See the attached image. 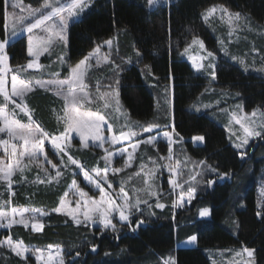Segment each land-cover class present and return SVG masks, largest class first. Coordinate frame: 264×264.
<instances>
[{
	"label": "trees",
	"instance_id": "16d2710c",
	"mask_svg": "<svg viewBox=\"0 0 264 264\" xmlns=\"http://www.w3.org/2000/svg\"><path fill=\"white\" fill-rule=\"evenodd\" d=\"M23 1L34 6L43 2ZM214 3L246 14L254 23L264 26V0H174L154 10L146 8L145 0H94L89 12L69 26L67 64L61 73L66 78L70 66L117 34L108 65L92 70L85 81L93 91L109 90L104 86L120 79L119 99L131 120L143 126H168L167 129L174 124L180 134L176 137H183L181 147L188 157L194 162L205 161L206 166L217 169L209 175L204 173L202 178L198 176L197 185L193 184L198 191L189 207L177 211L172 206L163 211L156 209V216L150 218L133 215L132 228L115 218L117 231L105 230L103 235L99 228L78 226L63 215L51 213L39 221L40 230L13 226L0 231V240L11 236L38 248L59 246L64 250V264H72L73 259L79 264H163L162 261L171 256L174 264H211L203 249L233 246L255 249L258 264H264V221L256 215L260 210L258 206H264L258 181L264 164V143L257 145L249 160L242 161L221 126L206 114L188 110L206 87L207 80L180 59L179 51L194 37H201L209 49L216 48L215 39L201 17L202 11ZM4 11L5 2L0 0L1 39L4 38ZM26 47L25 37L9 44L11 67L28 62ZM145 65L155 77L151 79L155 84L171 86L170 113L167 104H156L155 89L149 88L148 75L144 79L141 74ZM216 72L218 87L240 93L246 110L260 108L264 112V78L244 73L238 66L223 60H219ZM28 104L32 116L45 130L58 134L65 129L64 121L58 119V116L63 117L64 102L52 91L34 89ZM197 135L203 136L204 141L195 143L192 138ZM45 145L49 158L59 164L60 156L47 141ZM158 149L159 154H166L165 146ZM67 151L88 171L107 167L99 149H82L76 139ZM64 161L67 167L60 169L63 176L58 178V183H47L45 171L36 167L13 177L11 193L7 184L0 181V201H8L10 197L11 206L50 211L57 207L73 179L90 191L80 169L68 162L67 156ZM121 162L122 158L114 164ZM47 172L53 175L52 169ZM35 173L45 183H39ZM219 173L228 175L219 180ZM209 179L214 181L213 186L207 184ZM205 207L209 214L202 217L200 211ZM1 208L4 207L0 204ZM139 219L145 220V224L137 226ZM192 236L197 237L195 247L175 249L177 243ZM93 245L97 247L95 253L91 251ZM77 252L81 255L77 256ZM106 252L109 255L106 256ZM25 261L36 264L31 258L22 260L0 248V264H25Z\"/></svg>",
	"mask_w": 264,
	"mask_h": 264
},
{
	"label": "rangeland",
	"instance_id": "374dc122",
	"mask_svg": "<svg viewBox=\"0 0 264 264\" xmlns=\"http://www.w3.org/2000/svg\"><path fill=\"white\" fill-rule=\"evenodd\" d=\"M145 1H146V8L148 10H154L158 7L168 6L174 0H158V2L153 5H149L147 0ZM11 2L12 0H8V5H9L8 11H13V9H11L10 7ZM23 4L26 6L30 5L34 8L40 6V5L34 6L32 4L26 3L25 1H23ZM92 4L90 5V8L86 9L85 12L82 13L80 16L71 19L69 21V26L72 23L81 20L83 16L87 12H89V10L92 7ZM217 5L225 7L223 4L214 3L206 7L201 13L202 20L207 25L209 31L211 32L212 36L215 39L216 48L209 49L201 37H196L202 40V42L205 45V50H201L199 48V45H191V42L193 40L192 39L186 46H184L179 51V57L181 60L187 62L196 74L202 75L207 80L206 87L198 95L196 100L188 106V110L198 113V114H206L212 121H214L217 125L221 126L225 131L229 144L232 146V148H234L233 144L239 143L240 140L237 138L240 137L242 139L244 136V133L240 125L235 123V121L231 119L232 114L234 113L238 119H242L243 117L247 116L249 120L255 121L257 125H259V123L262 120H264V112L260 108L246 110L244 105L240 101V96L236 95L237 92H232L227 89H222L221 87H218L216 85L217 83L216 79L215 80L211 79V76L208 73H210L212 69H207L206 71L202 69L200 72H197L196 69L192 67L191 61L189 60L188 57L189 56L197 57V62L205 65V68H206L211 58L200 60L199 57L201 56L206 57V52L212 51L216 58L214 61V64L216 65V67L219 63V60L228 61L232 63L233 65L238 66L244 73L252 74V75L264 78V71L260 70V69H264V26L254 23V21H252L248 15L242 14L241 12H238V11L230 10L227 7L225 8H227L228 11L231 13H240L242 19L240 21L232 20L230 23L229 18L227 16H222V14L219 11H217L213 13L208 18V20H205L203 18V14L209 8L213 6H217ZM14 11H16L17 13H20L19 8L15 9ZM47 11H50V9H48ZM20 14L28 15L27 11H25L24 13H20ZM9 23H11V21H9ZM10 30L11 29L9 28V31ZM33 35L47 37L49 34L45 32L42 27L39 29H35L33 32ZM27 36H28L27 33H23L22 35L12 37L9 41V44H11L12 42H14L15 40L21 37L26 38V44H27ZM67 38H68V30H67ZM110 40L112 41L110 48L105 42L102 44V46H99L100 52L98 53L96 58H93L89 62V67L85 74V79L88 73H90L92 70L108 65V63L110 62L111 51L116 46L117 34H115L114 37ZM189 45H191V47H189L188 53L182 55V53H184V49L188 47ZM36 46L37 45L34 42L33 47L35 48ZM67 48L64 47L62 42L57 40L56 42L53 43V45L50 48L51 54L44 53L41 56H39L38 59L34 57H28L29 58L28 62L34 60L35 64L33 68L27 69L24 72L18 73L17 67H11L7 62L6 65L10 71L8 79L6 80L7 90L9 92L11 91V76L13 74H18L21 78H24L25 80H28V79L45 80L46 78H50V77L57 78V79L68 78L69 73L66 75V78H63V75L61 74L67 62L61 65L58 59L60 56H66V60H67ZM225 51H227L228 55H225ZM105 57H107V63L105 62ZM233 57H236V59H233ZM97 59L99 60V63H97ZM240 60L244 61L243 65L239 62ZM27 63L24 65H27ZM35 65H42L43 67H36ZM245 66H247V68ZM54 72H59L60 76L59 77L53 76L52 73ZM141 74L144 79H145V75H148L149 77L148 84H150L149 88L155 89L154 98H155L156 104L157 105L167 104L168 111L170 113L171 111V86L166 83L155 84L151 80L153 75L148 65H145L143 70H141ZM34 89H43V88L36 87ZM49 90L52 92L53 90H56L57 92L61 91L59 88L53 87L51 85H49ZM64 91H67V86H65ZM86 91L89 93L90 97L95 99L96 102L91 105L85 104V109L87 111L96 112L99 115H103L109 121V123L113 125L112 133L108 132L107 124L101 125V133L103 137L105 138V148L108 149L112 153V157H111L112 164L110 166L107 165V172H105V168L100 169L101 176L103 175L108 176V179L110 183L112 184V188L109 189L107 185L103 184V181L101 180L100 177L96 176L94 172L91 173L94 179L99 181L101 185L105 188L106 192L109 194V197L111 199H116L117 202H119L118 197L120 196L121 188H123L124 191L127 193L130 202H134L137 198L148 200V202L153 205L151 209H149L144 204L140 205V207L144 209V216H147V218L155 217L156 209L163 211L167 208V206H172L176 200L180 199L181 192L185 193V197L183 201H181L184 207L173 208L172 206V209L174 211H177L179 209L188 208L190 203L187 200V195H186L187 189L191 185H192L191 187H193V184L197 185L195 182L198 181V176L202 178L204 176V173L206 175H209L210 172L214 173L211 171V167L206 166L205 164H200V161L194 162L190 157H188V155L184 152L183 147H181V140L178 139L176 136H174L173 139L177 142L171 145V153H170L169 143L167 139L162 136L163 131L165 130L171 131V128L167 129V127L160 126L159 128L154 129L152 133H142V135L139 137H134L132 138V140H121L120 142L114 145L108 143L107 139L110 135H119L121 131H128L129 126L131 127L132 130H138L141 132H142V128H139L137 125L131 123L133 120L130 119L127 112L123 108L122 104H121L122 109H123L122 112L116 110L117 105L115 104L114 100L111 101L110 108L104 109L103 107L104 101L100 100L99 96L109 90L96 89L92 91V90H89V88H87ZM30 93L31 92L26 94L25 103L27 104L28 108L31 110L28 104V97L30 96ZM57 96L63 100L64 105H65V100L63 98V95H57ZM12 99L18 101L17 97H13ZM4 104H5L4 97L0 96V107H3ZM237 105H239L240 107L238 108ZM13 108H15L14 104H8V110H11ZM16 111L18 113V115L16 116V119L20 120L21 123L28 124L29 123L28 117L24 115L23 112H20L19 109H16ZM253 111H257L256 116L251 115ZM31 115H32V110H31ZM62 116H64V114ZM257 130H261V129L258 127ZM157 133H160V135H157ZM233 133H235V135H233ZM149 136H157L155 144L154 145L153 144H140L139 147L136 149L135 153H133L134 159L131 162L132 167L130 168L125 167L128 152L132 151L130 145L132 143H135L137 140L147 139ZM0 137L7 138L6 134H0ZM75 139L79 141L80 147L82 149L96 148L101 151V157L105 155L104 149L96 147L95 144H93V141L91 139L87 140L88 147H82L80 138L76 132H71L69 134L68 141L61 140L60 143L71 144L72 140H75ZM46 141L48 142L49 146H51L50 142L48 140ZM12 142L18 145L17 152L22 150L19 147V145L22 144V141H12ZM158 143H161V144L159 145ZM195 143H198V142H195ZM261 143H264V140H260L259 138H250L249 145H246L242 149H236V148L234 149L238 153L246 149L248 155L244 157L243 159L240 157V159L242 161L249 160L250 157L254 155L255 153L254 151L257 145ZM159 146H165L166 154L164 155L159 154V149H158ZM120 149H126V151L123 154H120L119 152ZM170 155H171V159L168 158ZM161 157H163L164 159H161ZM121 158H122V162L119 163L120 165H115L114 162ZM16 159H17L16 157L11 156V149H9V154L5 155L3 147H0V160H3L5 164L11 163L15 165ZM152 161H155L156 163L153 164ZM41 164H43V167L45 169L47 170L51 169L49 165L43 162V157L40 156L39 154H37V157L32 162H29L28 157L25 156L23 160L20 161V167L23 168L24 171L23 172L19 170L14 171L11 179H13V177L17 174H22V173L31 171L32 167H36L37 169L42 171ZM141 164L146 165V167L143 170H141L140 168ZM112 168H123L124 171L118 174H114L112 172ZM170 168L175 169V175H173V172L170 171ZM150 169L155 172V177L150 178L149 184L145 185L144 179L148 178L147 174ZM137 172L140 173L139 176L135 175V173ZM197 173H199V175H197ZM24 175L25 174H23V176ZM54 175H55V172L53 171V176ZM36 176L38 177V174H36ZM193 176L196 177L195 180L191 179V177ZM257 176H258V173H257ZM81 177H82L83 182L87 186L90 187V191L96 192L98 194L93 195L90 191L80 187L77 182L79 188L83 191L88 192L90 197L99 200L100 198L99 190L96 189L93 185L88 184L87 181L84 180L83 174L81 175ZM170 177L175 179L178 184L182 185V187L176 188L175 191H173L172 186L169 184ZM223 179H226V178L223 176V178L220 177L219 180H223ZM0 181L5 182L7 184L5 180L0 179ZM258 181H259V191L262 194V192H264V164L260 168ZM71 184H72V181L66 188V191L64 192L63 196L61 197L57 205V207H59L61 204V200L63 199L66 202L65 207L63 209L64 212H68L70 210L75 209L76 201L81 199L76 193V190L70 187ZM193 188L196 189L195 195L193 196V199H194L196 197L198 188L196 187H193ZM149 191H155L157 193H161L162 195L150 196L148 194ZM65 193H67V196H65ZM157 199H159L160 202L165 205L163 209L155 207V203ZM0 204L4 207L0 209V212L8 213L7 219L0 221V222L8 223L11 221H16L15 223H12L11 227L23 226L25 228L33 229L32 228V223H33L32 218L33 217H35V220L39 222L43 220L44 218H46L51 213L63 215L73 222L70 216L64 215L62 213H56L52 210L45 211L41 208L27 207V206L17 207V206H11L10 203L8 204L0 203ZM6 207L8 208L6 209ZM13 209H15L17 213H20L21 211H23V215H19V214L14 215ZM41 212H45L47 213V215L42 216L40 214ZM152 213H154V215ZM135 215L139 217L140 213H135ZM80 218L83 219L82 216ZM115 218L119 219L118 214L114 213L113 220ZM21 220H27L28 221L27 226L20 223L19 221ZM11 227L0 228V231L9 230ZM90 227L99 228V225L94 224ZM38 230H40V228ZM189 240L190 238L185 240L181 247L187 248V247L196 246V241L189 243ZM13 241L20 242L24 246V248L28 249V252L24 253V259L22 260L31 258L33 261H35L36 264H58V260L56 259H54L52 262H48V259H47V256L49 253L55 256L57 248L60 250L61 255L64 259V255H65L64 250L63 248L59 246H47L43 248H38L36 246L27 245L20 240L13 239ZM179 244L181 243H177L175 245V248H178V246H180ZM4 249H6L7 251H10L9 248L7 247H5ZM241 249L242 247H237V246L226 247V248H206V249H203V252L205 256L209 259L211 264H248L249 258L246 256V254H244L243 256L235 255V253L237 251H241ZM10 252L12 253L13 256L21 259V257L17 256L12 251ZM38 256L40 257L39 259H37ZM165 261L173 262V257L171 256V257L164 259L162 261L163 264H165Z\"/></svg>",
	"mask_w": 264,
	"mask_h": 264
},
{
	"label": "snow or ice",
	"instance_id": "6c2138e0",
	"mask_svg": "<svg viewBox=\"0 0 264 264\" xmlns=\"http://www.w3.org/2000/svg\"><path fill=\"white\" fill-rule=\"evenodd\" d=\"M5 2V11H4V38L0 39V96L4 97L5 104L3 107H0V134H6L7 138L0 137V147H3L5 155L9 154V149H11V156L16 157V164L13 165L11 163L5 164L3 160H0V179L5 180L7 182L8 190L11 193V185L13 183L11 177L13 172L19 170L21 172L24 171L23 168L20 167V161L23 160L25 156L28 157L29 162H32L37 154L43 157V162L50 166V168L55 172V175H51L47 172V169L43 167L41 164V170L47 173V183L51 184L53 181L59 182L58 178L63 176V172L60 170L61 168H66V162L64 161V156H67V161L73 165H76L77 168L80 169V172L83 174L84 180L87 181L88 184L93 185L96 189L99 190L100 198L99 200L94 199L89 196L88 192L83 191L79 188L77 184V180L73 179L71 188L76 190V193L81 198L76 201V207L73 210L68 212H64L63 209L65 207L66 202L62 199L59 207H55L52 211L56 213H62L64 215L70 216L73 222L76 225H84L90 227L94 224H98L100 228V234L103 235L105 230H111L112 232L117 231L116 225L113 223V214H118V218L121 222H126L129 228H132V221L130 219L131 216L135 215V213H140L141 216L144 215V209L140 207L141 204L146 205L149 209L153 207L152 204L148 202L146 199L137 198L134 202H130L127 193L123 188L120 190V196L118 197L119 202L116 199H111L109 194L106 192L105 188L101 185L99 181L94 179L91 173H95L96 176L100 177L103 181L104 185H107L109 189L112 188V184L110 183L108 176H101V170L96 168L92 169L91 172L86 170L80 162L75 159L72 155H70L67 151V148L70 147V144H62L61 140L68 141L69 134L71 132H76L80 138L81 146L88 147L87 140L91 139L93 144L96 147L104 149L105 155L102 159L105 161V164L110 166L112 164V153L105 148V138L101 133V125H108V132H113V125L109 123V121L103 116L99 115L96 112H90L85 109V104L91 105L95 103V99L90 97L89 93L86 91L88 88V84L85 83V74L89 67V62L96 58L98 53L100 52V48L97 47L93 52L84 56L79 63L75 64V66H70L69 68V77L66 79H49V80H41V79H28L25 80L21 78L18 74H13L11 76V91L9 92L6 88V70L5 65L10 60V48L9 41L12 37H16L18 35H22L23 33H27V56L34 57L36 59L39 58L44 53H50V48L54 42L57 40L62 42L64 47H68V38H67V30L69 28V21L73 18L80 16L85 12L86 9L90 8V5L93 3V0H43V3L39 7H32L30 5L26 6L23 4V0H12L10 7L13 11H8V0H4ZM149 5H153L158 2V0H147ZM19 8L20 13H24L27 11L28 15H22L14 11ZM50 9V11H47ZM219 11L222 16H227L229 18V22L232 20L240 21L242 19L240 13H231L227 8L223 6H213L209 8L204 14L203 18L208 20V18L215 12ZM11 21V23H9ZM49 35L45 36H36L33 35L35 29L42 28ZM9 28L11 29L9 31ZM34 42L36 43V47L34 48ZM105 43L111 47L112 41L108 40ZM191 45H199L201 50H205V45L199 38L194 37ZM189 45L184 49L183 54H187L189 51ZM139 56V52H137ZM225 55H228L227 51H225ZM189 60L191 61V65L197 72H200L202 69L205 71L207 69H212L210 73L212 80L217 79L216 65L214 64L215 56L212 51L206 52V57H199L200 60H204L207 58H211L206 68L205 65L197 62V57L189 56ZM59 63L61 65L67 62L66 56H60ZM236 59V57H233ZM105 62L107 63V57H105ZM242 65L244 64L243 60L239 61ZM97 63L99 60L97 59ZM35 61H29L27 65H18L17 72H24L27 69H31L34 67ZM36 67H43L42 65H35ZM116 67H119L117 65ZM247 68V66H245ZM264 71V69H260ZM151 74V73H149ZM53 76L59 77V72L52 73ZM118 77L119 73H115ZM155 78V77H153ZM171 78V73H170ZM121 84L120 79H115V82L112 84H107L104 87L109 89V91L104 92L99 96L100 100L104 101L103 107L104 109H108L111 106V101L114 100L117 105V111H123L121 102L119 99V86ZM49 85L59 88L61 91L57 92V95H63L65 100V105L63 108L64 116L59 117L66 124V127L63 131H60L58 134H53L45 130L42 125L37 122L34 117L31 115V110L28 108L25 103V96L27 93L32 92L34 88L39 87L45 90H49ZM65 86H67V91H64ZM237 96L240 93H236ZM13 97H17V100L12 99ZM8 104H14L15 108L8 110ZM239 108L240 106L237 105ZM16 109H19L20 112H23L24 115L28 117V124L21 123L20 120L16 119L18 115ZM242 110V109H241ZM258 111V110H257ZM257 111L252 112V116L257 115ZM126 115V113H125ZM231 119L235 121V123L239 124L241 129H243L244 136L240 140L239 143H234L233 147L236 149H242L246 145H249L250 138H259L260 140H264V120H262L259 125L255 121L249 120L247 116L242 119H238L237 116L233 113ZM132 124L137 125L139 128H142V132L138 130H132L129 126L128 131H121L119 135H110L107 139V142L110 144H116L121 140H132L134 137H139L142 133H152L154 129L159 128V125H140L139 121H132ZM168 127V126H166ZM261 130H257V128ZM160 135V133H157ZM235 135V133H233ZM162 136L167 139L169 143V150L171 153V145L176 143L173 139L174 136L179 137L180 134L176 131L175 125H171V131L165 130L162 132ZM157 136H149L147 139L137 140L135 143L130 145L132 151L128 152L127 161L125 167H132V161L134 159L133 153H135L136 149L140 144H155ZM193 141L195 142H203L204 137L197 135L194 136ZM48 140L58 156H60V163H55L52 159L47 155L45 148V141ZM180 140H183V137H180ZM12 141H22V144L19 147L22 149L17 152L18 145L13 143ZM99 142V143H97ZM126 149H120V154H123ZM240 157L243 159L248 155L247 150L241 151L238 153ZM171 159V155L168 157ZM161 159H164L161 157ZM155 164V161H152ZM205 161H200V164H205ZM26 167V166H25ZM146 165L141 164L140 168L143 170ZM124 171L123 168H112V172L114 174H118ZM170 171L175 175V169L170 168ZM212 172H217L216 168H211ZM105 172H107V167L105 168ZM135 175L139 176L140 173L137 172ZM199 175V173H197ZM221 178L223 176L228 175L227 173H219ZM146 179H144V184H149V179L155 177V172L151 169L147 174ZM192 180H195L196 177H191ZM39 183H45L44 179L37 178ZM214 183L213 180L209 179L207 184L212 186ZM169 184L172 186L173 191L176 188L182 187V185L178 184L175 179L172 177L169 178ZM151 187V186H149ZM139 191V190H137ZM196 189L193 187H189L187 189V200L191 203L193 196L195 195ZM150 196L152 195H162L161 193H157L155 191H149ZM264 195V192H262ZM67 196V193H65ZM185 197V193L181 192L180 199L176 200L173 203V208L184 207L183 201ZM0 203L8 204L10 203V197L8 201H0ZM156 208L163 209L165 205L157 199L155 203ZM260 208L257 211L256 215L262 221H264V206H258ZM13 214L23 215V211L17 213L15 209H13ZM42 216L47 215L45 212L40 213ZM154 215V213H152ZM209 209L203 208L200 211V216L205 217L208 216ZM175 215V213L173 214ZM8 213L0 212V221L6 220ZM83 217L81 219L80 217ZM32 228L33 230H38L41 225L38 221L35 220V217L32 218ZM16 221H11L8 223L0 222V228L11 227L12 223ZM20 223L27 226V220H21ZM137 226L145 224V220L139 219L137 222ZM135 231L136 229H132ZM197 237L192 236L189 240V243L196 241ZM9 248L10 251L15 253L17 256L24 259V253L28 252L27 248L20 242L13 241L11 236L0 240V248ZM91 251L95 253L97 251V247L95 245L92 246ZM42 254V253H41ZM246 256L249 258L248 264H258L256 259V250L244 246L241 251H237L235 253L236 256ZM77 256L81 254L79 252L76 253ZM105 255H109V253H105ZM40 257L38 256L37 259ZM48 262H52L54 259L58 260V264H64V259L61 255L60 250L57 248L55 256L51 253L47 256ZM27 264V261H25ZM72 264H79V261L76 259L72 260ZM165 264H174L172 261H165Z\"/></svg>",
	"mask_w": 264,
	"mask_h": 264
},
{
	"label": "crops",
	"instance_id": "0c3cea01",
	"mask_svg": "<svg viewBox=\"0 0 264 264\" xmlns=\"http://www.w3.org/2000/svg\"><path fill=\"white\" fill-rule=\"evenodd\" d=\"M49 79H57V78H46L45 80H49ZM53 92L54 93H56L57 94V91L56 90H53ZM184 242H181V244H179L180 246H178V248H182L181 246H182V244H183ZM176 249V248H175Z\"/></svg>",
	"mask_w": 264,
	"mask_h": 264
},
{
	"label": "built area",
	"instance_id": "2783aa9c",
	"mask_svg": "<svg viewBox=\"0 0 264 264\" xmlns=\"http://www.w3.org/2000/svg\"><path fill=\"white\" fill-rule=\"evenodd\" d=\"M10 58H11V55H10ZM5 70H6V73H7V75H6V78H7V76H8V68L5 66Z\"/></svg>",
	"mask_w": 264,
	"mask_h": 264
}]
</instances>
